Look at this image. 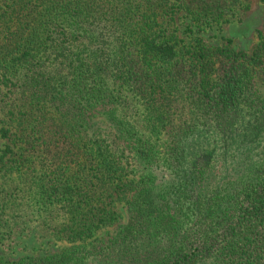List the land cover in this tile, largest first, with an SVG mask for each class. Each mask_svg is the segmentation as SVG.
Returning <instances> with one entry per match:
<instances>
[{
	"label": "trees",
	"instance_id": "16d2710c",
	"mask_svg": "<svg viewBox=\"0 0 264 264\" xmlns=\"http://www.w3.org/2000/svg\"><path fill=\"white\" fill-rule=\"evenodd\" d=\"M235 2L0 4V135L9 140L1 168L64 217L56 235L71 242L50 255L0 256V264H81L103 251L115 264H264V162L254 174L233 159L264 142V97L256 85L264 74V32L246 52L230 38L223 45L194 35L186 42L175 25L180 9L198 28L226 20ZM110 79L138 95L152 129L172 121V103L187 106L165 156L173 180L162 190L146 172L129 176L118 154L134 150L154 161L147 139L136 131L112 136L91 122L116 102ZM199 136L221 141L225 159L234 156L230 168L198 164L196 143L207 147ZM118 200L126 222L107 246L89 247L87 239L118 221Z\"/></svg>",
	"mask_w": 264,
	"mask_h": 264
},
{
	"label": "rangeland",
	"instance_id": "374dc122",
	"mask_svg": "<svg viewBox=\"0 0 264 264\" xmlns=\"http://www.w3.org/2000/svg\"><path fill=\"white\" fill-rule=\"evenodd\" d=\"M5 1L7 0H0V4ZM225 17L226 20L198 28L191 24L186 11L180 9L175 14V25L178 35L186 42H190L193 35L200 36L208 45H223L227 42L226 38H230V45L234 49L251 52L259 40L258 30L264 32V0H236L235 3L230 4ZM109 82L113 87L116 102L110 104V108L106 111L96 112L91 122L94 123L93 126L109 132L112 136L115 135L114 130H120L124 134L127 131H136L147 139L155 149L154 161L141 158L134 150L125 149L126 155L125 152L121 154L120 151L118 154L127 171L130 172L129 176H139L146 172L162 190L163 186L173 180V174L165 163V156L172 142L175 125L181 118L187 116V106L183 101L172 103L169 110L172 121L166 123L164 127L152 129L138 95L125 84L112 79ZM256 85L259 93L264 97V74L257 76ZM2 123L0 120V126ZM196 139L207 146L205 151H201L202 146L196 143L198 164H203L207 159L206 164H212L210 169H214L215 172L230 168V159L234 156L225 159L224 148L219 146L221 141L215 146L211 139L206 141L203 136ZM6 143H9V140L0 135V149ZM263 143L261 141L256 145L253 142L243 156L235 155L233 158H236L235 163L238 166L239 159L240 162L244 161V164L241 163L243 168L248 167L244 169L245 173L250 171L258 174L256 170L264 162V157H261L264 156ZM257 151H261L260 156ZM244 178H251V175ZM115 208L119 212L118 221L100 228L93 237L87 239L89 247H92L91 243L94 247L107 246L108 241L126 222L128 212L124 202L118 200L115 202ZM63 222L64 217L55 208H44L36 202L30 191L23 190V181L17 173L3 171L0 164V256L6 260H17L25 255L44 256L63 251L71 245V242L56 235L57 228L61 227ZM109 254L103 251L102 254L90 256L81 264H115L114 258Z\"/></svg>",
	"mask_w": 264,
	"mask_h": 264
}]
</instances>
